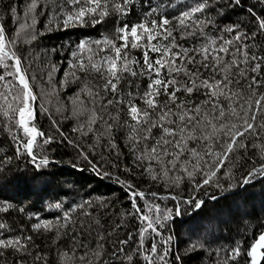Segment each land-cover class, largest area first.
<instances>
[{"label":"snow or ice","instance_id":"obj_1","mask_svg":"<svg viewBox=\"0 0 264 264\" xmlns=\"http://www.w3.org/2000/svg\"><path fill=\"white\" fill-rule=\"evenodd\" d=\"M4 12L0 118L12 154L0 155V191L69 185L54 170L67 164L121 194L69 201L61 187L48 203L58 214L27 222L4 198L0 264L264 262V204L259 215L247 201L209 213L200 196L228 194L208 196L215 204L264 180V0H16ZM98 26L95 39L42 43Z\"/></svg>","mask_w":264,"mask_h":264},{"label":"trees","instance_id":"obj_2","mask_svg":"<svg viewBox=\"0 0 264 264\" xmlns=\"http://www.w3.org/2000/svg\"><path fill=\"white\" fill-rule=\"evenodd\" d=\"M174 2L178 3L179 0H174ZM9 3H16V0H0V20L5 18L4 9ZM139 3V0H137ZM135 17H133L134 19ZM102 29L97 27L96 30L92 29H70L67 31H57L53 32L42 39V43L51 48L53 46H60L61 44H66L69 41H78L79 38L87 34L90 38H97L99 32ZM66 60L65 57L57 56L56 62L61 65V71L57 73V77L63 75V67ZM39 76V72H37ZM43 81H37V89L43 87ZM73 91L72 87L64 90L60 99L63 102L67 101V97L71 95ZM59 119V116H56ZM37 121L38 126L47 130L49 127V120L46 114L42 115L39 112V107L37 106ZM70 124L68 122H64L63 130L68 133L70 129ZM55 147V145H54ZM5 151L8 152L9 155L11 152V139L8 137L7 132L2 130V118H0V155H2ZM56 159H60L63 157L64 161H68L71 157L70 149L66 148H57L55 153ZM23 163V162H22ZM54 170H58L59 178L63 180H67L70 182L69 185H57L52 184L44 189L33 192L29 188H6L3 191H0V201L4 198H12L13 200L19 201L21 206L25 207L24 214V222H27V217L31 214L33 216L37 215L41 219H53L58 213L57 210L52 208H48V203H54V197L57 196L61 187L64 188L65 191H68L69 194L66 197H61L62 199L72 200L75 199L77 201L80 200L81 197L87 198L88 196L96 197V196H104L106 199H112L115 195H120L119 185L116 184L113 180H109L103 178L101 176H96L95 173L90 171L80 172L78 170H73L70 166L65 164V166L60 167L59 165L55 166ZM239 176V172L237 173ZM162 192L163 189L161 188ZM238 195L229 196L227 200H219L218 203H215L211 200H208L207 197L210 195H216L220 197L221 195H228L227 193H221L218 189L209 188L204 192L200 193V196L206 200L205 211L211 213L214 207L226 206V205H240L243 204L244 201H247L245 205V210L251 212L252 208H255L256 214L259 215L261 205L264 204V180L260 178H256L250 185H245L243 190L236 189L235 190ZM185 219H187L185 217ZM32 222H35L33 220ZM190 223V222H189ZM252 224H255V220H252ZM187 227V225H185ZM178 230L182 231V229L178 226ZM235 228L233 229L234 234ZM249 239H251V231L248 232ZM39 243H47L43 237V235L38 240ZM227 242V240L223 241ZM186 264H200V257L196 256L193 259L187 260ZM264 264V262H262Z\"/></svg>","mask_w":264,"mask_h":264}]
</instances>
